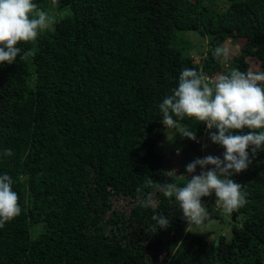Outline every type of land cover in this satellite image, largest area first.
Listing matches in <instances>:
<instances>
[{"label":"trees","instance_id":"trees-1","mask_svg":"<svg viewBox=\"0 0 264 264\" xmlns=\"http://www.w3.org/2000/svg\"><path fill=\"white\" fill-rule=\"evenodd\" d=\"M51 1L33 0L50 26L0 64V175L22 209L0 227V264H264V147H250L248 168L230 177L247 203L213 242L186 229L174 198L145 187L180 181L159 145V104L184 68L215 77L246 72L253 57L264 71V0ZM187 32L208 41L200 63ZM225 40L245 41L229 69L213 55ZM180 123L196 137L206 129ZM181 139L176 150L194 144ZM149 193L155 205L141 207ZM159 214L167 228L151 219Z\"/></svg>","mask_w":264,"mask_h":264},{"label":"clouds","instance_id":"clouds-1","mask_svg":"<svg viewBox=\"0 0 264 264\" xmlns=\"http://www.w3.org/2000/svg\"><path fill=\"white\" fill-rule=\"evenodd\" d=\"M51 23L52 18L38 9L33 0H0V64H13L21 52L18 43L35 42ZM33 54L30 50L20 58L26 59ZM229 54L227 46H218L213 51L217 59L223 57L227 60ZM159 110L164 127L193 140L195 145L201 144L210 135L212 143L222 146L225 151L223 159L209 155L189 163L186 171L187 174L193 173L190 179L184 175L177 176L175 168L167 172L169 176L187 177L183 185L175 182L160 184L149 177L145 187H153L169 200L175 199L187 222L186 229L200 227L209 220L210 214L201 198L213 192L216 196L213 208L216 211L221 209L232 215L233 211L243 207L247 203L246 194L241 191L242 185L230 177L248 168L251 162L248 152L250 147L253 155L264 147V71L249 68L242 72L232 68L226 74L210 77L202 71L184 68L179 75L178 86L171 95L165 96L159 104ZM185 117L206 125L205 132L196 137L194 130L180 123ZM207 129L213 130L207 133ZM244 129L249 131L244 134ZM159 145L162 153L167 155L168 163L177 160L178 149L174 148V152H171L164 142ZM4 155L11 156L13 152L6 149ZM208 165L213 167L204 171ZM197 166L201 168L199 174L195 173ZM12 184L13 180L7 173L0 175V227L22 211L19 196L13 191ZM136 191L141 193V188L138 187ZM140 203L144 208L154 206L153 194L149 193L146 200ZM210 203L207 202L208 205ZM151 219L156 221L160 229L167 228L170 223L168 218L160 214L153 215Z\"/></svg>","mask_w":264,"mask_h":264},{"label":"rangeland","instance_id":"rangeland-1","mask_svg":"<svg viewBox=\"0 0 264 264\" xmlns=\"http://www.w3.org/2000/svg\"><path fill=\"white\" fill-rule=\"evenodd\" d=\"M52 6L54 7L55 4L57 3V0H52L51 1ZM182 39L188 40L191 42V47H190V56L194 59L196 63H200L201 60L205 57V52L208 48V41L205 40V38L201 37L198 33L196 32H187V33H181L180 34ZM245 41L244 40H237V41H232V40H225L223 43L220 44V46H227L230 50L229 57L227 60H225L222 57V64L229 69L232 66L233 58L236 55L240 54V51L242 47L244 46ZM248 63H249V68H252L253 70L259 69V63L252 57H248ZM217 131V130H216ZM166 136L163 139V141H160L163 143L164 141L168 142V149L171 150V152H174V143H172L173 138L176 137V139H181V136L179 133H175L172 130H166ZM184 139V138H183ZM182 140V139H181ZM172 143V146H170ZM195 151V152H194ZM223 153H224V148L218 144L212 143L210 140V135H207L204 139V141L199 144L195 145L192 144H183L180 149L177 150L178 157H182V162L179 163L178 160L173 159L172 164H174V168L176 170V175L181 176L186 174V176L190 179L192 174L187 175L186 171V166L193 162L197 158H204L206 156H214V157H219L223 159ZM213 166L208 165L204 171H207L211 169ZM201 171V168L197 166V169L195 171L196 174H199ZM190 175V176H189ZM187 177L180 178L178 183L180 185H183V183L186 182ZM214 193V192H213ZM212 193V194H213ZM209 195L207 197H202L201 202L202 204L206 207L208 206L207 202H211L209 206H211V210L208 209V212L210 214L209 220L202 226L196 227L193 226L191 229H188L192 234L203 236L207 238L210 242H213L218 238L220 235H227L229 236L230 234V229H231V223L233 222L232 217L230 214L224 213L221 209L215 210L213 206H215V201H216V196L214 195ZM128 201L126 199H122L120 204H118L119 208L121 210L130 211V208L133 206L131 203H127ZM240 220V218H239Z\"/></svg>","mask_w":264,"mask_h":264},{"label":"crops","instance_id":"crops-1","mask_svg":"<svg viewBox=\"0 0 264 264\" xmlns=\"http://www.w3.org/2000/svg\"><path fill=\"white\" fill-rule=\"evenodd\" d=\"M177 160H178V162H180L181 160H182V157H177Z\"/></svg>","mask_w":264,"mask_h":264},{"label":"built area","instance_id":"built-area-1","mask_svg":"<svg viewBox=\"0 0 264 264\" xmlns=\"http://www.w3.org/2000/svg\"><path fill=\"white\" fill-rule=\"evenodd\" d=\"M212 130H213V129H211V130H208V129H207L206 131H207V133H208V132H210V131H212ZM162 257H163V256H162ZM162 257H161V258H162ZM161 258H160V259H161Z\"/></svg>","mask_w":264,"mask_h":264},{"label":"water","instance_id":"water-1","mask_svg":"<svg viewBox=\"0 0 264 264\" xmlns=\"http://www.w3.org/2000/svg\"><path fill=\"white\" fill-rule=\"evenodd\" d=\"M235 219H236V217L234 216V217H233V220H235Z\"/></svg>","mask_w":264,"mask_h":264}]
</instances>
